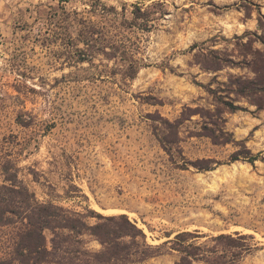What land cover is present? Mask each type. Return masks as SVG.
<instances>
[{
  "label": "rangeland",
  "instance_id": "374dc122",
  "mask_svg": "<svg viewBox=\"0 0 264 264\" xmlns=\"http://www.w3.org/2000/svg\"><path fill=\"white\" fill-rule=\"evenodd\" d=\"M263 43L264 0H0V198L16 200L1 190L9 170L39 202L89 225L92 213L124 214L153 246L184 231L241 232L254 249L237 264H264V160L229 163L237 144L264 151V109L232 95L242 110L231 113L209 92L232 75L254 78L250 51ZM208 52L228 62L206 71L196 55ZM217 107L235 143L206 136L216 128L202 115ZM163 133L176 141L171 154ZM199 161L221 164L203 171ZM7 217L0 260L20 264L24 216ZM178 260L174 251L138 264Z\"/></svg>",
  "mask_w": 264,
  "mask_h": 264
},
{
  "label": "trees",
  "instance_id": "16d2710c",
  "mask_svg": "<svg viewBox=\"0 0 264 264\" xmlns=\"http://www.w3.org/2000/svg\"><path fill=\"white\" fill-rule=\"evenodd\" d=\"M195 48L193 46L191 50ZM250 52L252 60L248 67L254 78L245 79L232 75L228 83H217V87L210 88L209 91L214 96V101L231 113L242 110L235 104L232 95L251 98L259 109H264V52L260 49ZM131 62L127 75L134 78L138 73V66L133 60ZM226 62L228 61L222 55L215 52L196 55V64L209 72H217ZM187 113L199 114L201 110L199 107H185L183 116ZM202 116H206L211 121L210 124L216 128L213 130L209 126L206 127L208 130L206 136L215 144L235 143L223 126L226 120L223 119L218 107L215 114L203 113ZM179 124L176 121L174 135L180 133ZM159 140L163 148L171 154L176 141L164 133L159 135ZM237 145L241 148L230 156L229 163L244 161L255 165L257 161L264 160V151L256 154L245 143ZM209 163L221 164L216 161H199L195 163V167L203 171H213L215 167ZM4 174L5 181L10 182V186L3 185L1 190H5L7 195H15L16 200L0 198V223L9 224L10 218L7 217V213L24 216V227L20 231V243L16 251L20 264H138L174 251L179 253L177 264L197 262L237 264L240 258L254 249V245L250 243L254 237L241 232L209 237L200 235L199 231H184L174 238L169 235V240L153 246L147 242L144 231L127 215L104 216L92 213L94 215L91 217L97 218L98 222L89 225L84 220L85 215L70 212L53 203L39 202L27 188L16 183L15 176L9 170L4 171ZM45 230L52 232L51 247H48ZM85 235L94 237L102 249L99 251L89 249L82 239ZM206 237H209L208 240L201 243L200 240ZM212 243L214 245H211ZM220 247L225 250L220 252ZM232 249H237L238 252L229 251ZM0 264L10 263L7 260H0Z\"/></svg>",
  "mask_w": 264,
  "mask_h": 264
}]
</instances>
